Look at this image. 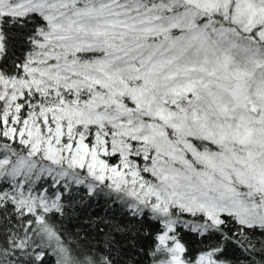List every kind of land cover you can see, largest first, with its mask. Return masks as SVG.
<instances>
[{"label":"snow or ice","instance_id":"snow-or-ice-1","mask_svg":"<svg viewBox=\"0 0 264 264\" xmlns=\"http://www.w3.org/2000/svg\"><path fill=\"white\" fill-rule=\"evenodd\" d=\"M0 264H264V0H0Z\"/></svg>","mask_w":264,"mask_h":264}]
</instances>
